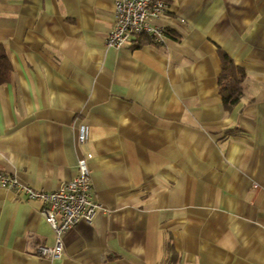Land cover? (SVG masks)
<instances>
[{
    "label": "crops",
    "instance_id": "crops-1",
    "mask_svg": "<svg viewBox=\"0 0 264 264\" xmlns=\"http://www.w3.org/2000/svg\"><path fill=\"white\" fill-rule=\"evenodd\" d=\"M165 1L162 42L114 48L113 0H0V174L51 190L88 150L105 208L52 260L40 201L0 186V264H264V0ZM218 50L245 72L230 109Z\"/></svg>",
    "mask_w": 264,
    "mask_h": 264
},
{
    "label": "built area",
    "instance_id": "built-area-1",
    "mask_svg": "<svg viewBox=\"0 0 264 264\" xmlns=\"http://www.w3.org/2000/svg\"><path fill=\"white\" fill-rule=\"evenodd\" d=\"M167 10L165 0H113L114 22L105 45L119 48L141 37L151 42H162L167 30L158 19L165 16ZM86 136V128L81 126L79 144H85ZM90 154L86 150L78 157L74 176L51 190L36 189L12 175L0 174L1 187L12 190L19 198L36 199L41 203L39 212L52 230L54 243L39 244L35 251L40 257L59 260L63 252V234L77 221L90 222L97 210H105L90 193Z\"/></svg>",
    "mask_w": 264,
    "mask_h": 264
},
{
    "label": "trees",
    "instance_id": "trees-1",
    "mask_svg": "<svg viewBox=\"0 0 264 264\" xmlns=\"http://www.w3.org/2000/svg\"><path fill=\"white\" fill-rule=\"evenodd\" d=\"M218 53L220 57V71L217 76L218 92L222 108L230 109L242 96L245 72L224 51L218 50ZM10 72L11 63L0 42V84L9 80Z\"/></svg>",
    "mask_w": 264,
    "mask_h": 264
}]
</instances>
